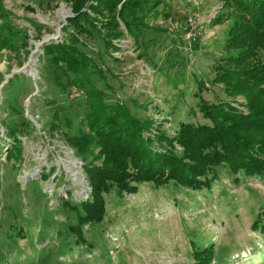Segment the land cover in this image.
Returning <instances> with one entry per match:
<instances>
[{
	"label": "rangeland",
	"instance_id": "1",
	"mask_svg": "<svg viewBox=\"0 0 264 264\" xmlns=\"http://www.w3.org/2000/svg\"><path fill=\"white\" fill-rule=\"evenodd\" d=\"M158 2L159 14L143 17L148 27L139 25L136 42L130 36L113 40L120 49L107 54L99 39L88 38L87 53L102 70L103 76L93 75V80L107 102L118 101L138 116H152L155 126L161 123L172 134L179 120L206 121L195 107L196 79L207 80L202 91L206 100L229 99L220 84L209 80L231 18L222 14L223 0ZM71 5V0H0L12 26V32L7 31L0 17V136L6 137L5 126L21 122L22 116L31 122L29 134L21 137L20 161H7L5 149H0L3 245L11 226L29 224L28 237L18 238L12 249L23 253L8 254L9 264H41L42 248L48 253L59 247L57 239L49 240L63 228L64 215L54 210L59 198L84 199L89 190L81 160L60 132L49 129L54 113L59 120L69 118L70 126L61 121L60 130L73 132L82 125L84 93L58 88L40 44L42 38L65 36L62 29L68 26ZM191 34L198 41L189 47ZM53 166L55 172L41 181V171L48 173ZM234 178L220 171L210 189L195 192L146 182L134 194L111 192L106 196V230L99 237L89 235L100 247L93 254L71 247L51 264H193L189 236L201 237L204 245L212 243L211 264H264V233L251 228L264 208V179Z\"/></svg>",
	"mask_w": 264,
	"mask_h": 264
},
{
	"label": "trees",
	"instance_id": "2",
	"mask_svg": "<svg viewBox=\"0 0 264 264\" xmlns=\"http://www.w3.org/2000/svg\"><path fill=\"white\" fill-rule=\"evenodd\" d=\"M71 1L72 14L62 29L65 36L42 48L58 88L67 91L73 87L84 93L86 111L82 125L73 132L60 130L62 124L70 126L69 118L59 120L55 113L49 129L60 132L81 160L89 191L84 199L59 198L54 210L64 215L63 228L49 238L57 239L59 247L50 248L48 253L42 248L41 264L58 261L57 257L66 255L64 251L71 247L81 254H93L100 247L89 235L99 237L106 230V196L111 192L134 194L145 182L156 188L172 186L195 192L210 189L218 182L220 171L228 172L235 181L241 176L264 179V0H223L222 14L231 21L224 30L221 53L214 58V75L209 81L220 84L229 99L206 100L202 91L207 80L195 78V107L206 121L179 120L172 134L162 129L161 123L155 126L152 116H138L118 101H106V93L93 80V75L103 76L102 70L87 53L86 43L88 38L99 39L110 54L120 49L113 40L130 36L136 42L139 25L148 27L143 17L159 14V0ZM7 15L0 8L2 27L12 32ZM183 29L189 28L185 25ZM171 31L177 34V30ZM189 39V47L198 41L196 34ZM21 120L7 124L6 137L0 136L5 142L0 149H5L6 160L14 163L22 159L21 137L29 134L31 124L25 116ZM55 170L54 166L48 173L43 169L41 181ZM28 225L11 226L6 232L8 242L3 245L0 240V264H9L8 254L23 253L12 249H16L18 238L28 237ZM251 228L264 233V208ZM189 237L193 264H211L212 243L204 245L201 237Z\"/></svg>",
	"mask_w": 264,
	"mask_h": 264
},
{
	"label": "water",
	"instance_id": "3",
	"mask_svg": "<svg viewBox=\"0 0 264 264\" xmlns=\"http://www.w3.org/2000/svg\"><path fill=\"white\" fill-rule=\"evenodd\" d=\"M59 35L60 34H57V35H55L53 38H55L56 39V41H57V39H59ZM54 39V40H55ZM49 41H51V40H48V38H42L41 40H40V44H45V43H47V42H49Z\"/></svg>",
	"mask_w": 264,
	"mask_h": 264
},
{
	"label": "bare ground",
	"instance_id": "4",
	"mask_svg": "<svg viewBox=\"0 0 264 264\" xmlns=\"http://www.w3.org/2000/svg\"><path fill=\"white\" fill-rule=\"evenodd\" d=\"M64 15V12L63 11H61V16H63Z\"/></svg>",
	"mask_w": 264,
	"mask_h": 264
},
{
	"label": "built area",
	"instance_id": "5",
	"mask_svg": "<svg viewBox=\"0 0 264 264\" xmlns=\"http://www.w3.org/2000/svg\"><path fill=\"white\" fill-rule=\"evenodd\" d=\"M87 189H88V187H87ZM89 191V190H88Z\"/></svg>",
	"mask_w": 264,
	"mask_h": 264
}]
</instances>
